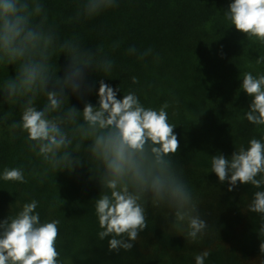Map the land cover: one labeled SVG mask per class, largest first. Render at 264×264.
Returning a JSON list of instances; mask_svg holds the SVG:
<instances>
[{"label":"trees","instance_id":"trees-1","mask_svg":"<svg viewBox=\"0 0 264 264\" xmlns=\"http://www.w3.org/2000/svg\"><path fill=\"white\" fill-rule=\"evenodd\" d=\"M43 2L61 36L76 33L93 50L103 46L115 62L110 77L89 71L86 82L93 90L82 96L69 90V104L81 111L85 102L98 105L101 79L121 89L120 99L131 89L145 106L159 108L168 101L180 141L173 160L184 168L201 213L217 231L199 244L188 243L171 226L173 217L149 202L148 227L132 250L110 252L109 238L99 241L96 236L94 201L103 188L87 154L71 153L81 157V165L49 172L42 182L44 166L22 138H10L6 126L0 128V173L5 166L22 165L28 182L0 179V221L32 198L39 200L42 219L61 220L65 264H195V254L203 250L211 253L206 264H259V218L246 211L256 189L238 183L229 191V182L220 183L210 171L212 155L230 157L236 147L247 146L252 135L264 132V126L256 128L246 120L252 98L241 88V73H264V63L256 64L264 45L250 44L247 35L226 20L224 11L234 0H120L119 7L78 23L66 21L79 0ZM131 46L151 48L153 53L140 60L127 54ZM53 62L57 75L63 76L66 55L61 53ZM15 74V65L0 66V81ZM132 76L138 77V84L132 83ZM7 112L13 114L11 119H20L19 104L10 105L0 95V115ZM90 143L85 141L84 147Z\"/></svg>","mask_w":264,"mask_h":264},{"label":"clouds","instance_id":"clouds-1","mask_svg":"<svg viewBox=\"0 0 264 264\" xmlns=\"http://www.w3.org/2000/svg\"><path fill=\"white\" fill-rule=\"evenodd\" d=\"M119 2L79 0L75 14L66 22L92 19L119 7ZM224 16L247 35L250 44L264 45V0H234ZM61 53L67 58L63 76L57 75L53 62ZM152 53L151 48L127 49V54L140 60ZM262 63L264 55L256 59V64ZM8 65H15L16 74L0 81V95L10 105L19 104L20 119L4 113L0 128L6 126L12 140L25 141L44 166L42 182L49 172L71 171L81 165V157L71 153L87 154L103 188L94 201L99 226L96 236L99 241L109 238L110 252L132 250L148 227L149 202L173 217L171 226L188 243L199 244L214 235L217 229L201 213L184 168L173 160L180 141L174 132L177 124L169 118L168 101L159 108L145 106L131 89L120 99L121 89L101 79L98 105L85 102L81 111L69 104V90L78 96L93 90L86 82L89 71L108 77L113 72L115 62L103 46L93 50L76 33L61 36L43 0H0V66ZM241 76V88L252 98L246 120L260 128L264 126V73L245 71ZM131 81L139 83L136 76ZM85 141H91L86 148ZM210 168L220 183L229 182V191L238 183L256 189L246 211L259 218V264H264V132L259 137L252 135L247 146L236 147L230 157L212 155ZM0 179L28 182L22 165L5 166ZM40 206L41 202L32 198L0 221V264H65L61 220L42 219ZM210 255L208 250L196 253L195 264H206Z\"/></svg>","mask_w":264,"mask_h":264}]
</instances>
